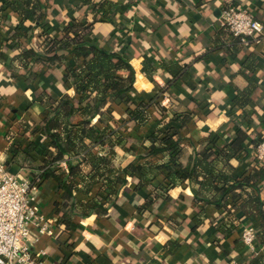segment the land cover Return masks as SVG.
Segmentation results:
<instances>
[{
  "label": "trees",
  "instance_id": "obj_1",
  "mask_svg": "<svg viewBox=\"0 0 264 264\" xmlns=\"http://www.w3.org/2000/svg\"><path fill=\"white\" fill-rule=\"evenodd\" d=\"M108 4L94 5L92 21L88 14L69 18L56 32L50 22L48 0H0V60L5 69L14 78L30 81L40 70L59 67L65 88L74 90L73 96L41 91L40 121L23 120L15 131L8 129L6 134L10 141L9 170L23 165L32 186L41 188L48 181L57 184L52 211L55 229L60 230L61 264H70L73 246L69 236L62 239V235L75 231L77 220L93 214L107 217L127 189L146 194L139 208V212H146L161 201H169L172 189L195 185L194 200L221 213L222 218L214 225L224 239L238 235L234 243L243 250V230L253 226L257 242L264 245V192L255 168L264 173V163L251 158L264 134V120L254 104L255 79L245 74L249 85L236 90L228 112L229 124L211 132L201 141V148L188 157L182 131L195 122L205 100L192 93L186 100L197 108L185 105L172 116L162 102L167 97L171 105L185 104L173 88L184 83L196 89L190 65L160 62L157 67L145 60L142 70L150 81L159 69L169 80L151 93L138 92L129 57L109 44L116 32L110 38L95 33L96 25L110 21ZM152 121L158 126L147 134L143 129ZM27 133L39 138L24 147L20 135ZM41 140L47 145L46 153L35 157ZM118 150L134 159L119 167ZM233 160L248 171L239 172ZM203 223L197 216L193 229ZM110 262L99 256L91 264ZM248 262L264 264L255 257Z\"/></svg>",
  "mask_w": 264,
  "mask_h": 264
},
{
  "label": "crops",
  "instance_id": "obj_2",
  "mask_svg": "<svg viewBox=\"0 0 264 264\" xmlns=\"http://www.w3.org/2000/svg\"><path fill=\"white\" fill-rule=\"evenodd\" d=\"M48 1L50 22L56 32L60 31L62 22L69 18L88 14V20L92 21L94 5L105 1L109 3L106 10L110 21L96 25L95 33L110 38L116 32L109 44L129 57L135 70L134 86L140 93H151L169 80V76L159 69L153 73L154 81H150L142 70L145 60L157 67L160 62L190 65L192 84L196 89L192 90L184 83L173 88L181 99L186 100L188 95L198 93L199 99L205 100L198 109L195 122L182 131L188 157L201 148V141L211 132H217L229 124L228 112L236 90H243L249 85L245 74L256 81L254 104L264 120V38L258 45H241L228 31L222 32L219 23L222 8L237 5L246 8L264 25V0ZM11 21L16 23V18L12 17ZM8 52L10 55L11 51ZM62 76V69L55 67L40 70L37 78L30 81L24 77L14 78L0 60V156L6 164L10 159V141L6 136L8 129L15 131L26 119L36 123L40 121L38 94L46 90L57 96L74 95L72 88H65ZM162 105L169 108V116L178 108L184 109L185 105L197 108L187 100L182 106L171 105L167 97ZM154 127L152 121L143 130L148 134ZM227 132L230 135L231 131ZM38 138L28 133L20 135L24 147ZM46 150L47 145L41 140L34 156L41 157ZM133 159V155L118 150L119 167L126 166ZM232 164L239 172L248 171L237 160H233ZM22 166H12L10 171L25 176L26 169ZM255 168L264 192V173ZM196 188L191 185L172 189L169 201H161L149 210L153 214L149 211L139 212L145 203V193L125 190L107 217L93 214L77 220V229L69 235H62V239L69 236V243L73 245L70 264H91L99 256L108 258L110 264H249L250 257L262 259L264 263V245L256 241V250L252 252L245 246L243 250L235 246L234 240L239 237L236 234L223 238L214 225L222 218L221 213L213 206L205 207L196 202ZM38 193L42 212L51 224L53 234L38 236L33 233L32 250L40 255L42 264H61L60 230L55 229L56 217L52 211L57 184L45 182ZM197 216L204 223L193 229V219Z\"/></svg>",
  "mask_w": 264,
  "mask_h": 264
},
{
  "label": "built area",
  "instance_id": "obj_3",
  "mask_svg": "<svg viewBox=\"0 0 264 264\" xmlns=\"http://www.w3.org/2000/svg\"><path fill=\"white\" fill-rule=\"evenodd\" d=\"M219 23L246 46L263 41L264 25L243 7H223ZM253 158L264 162V134ZM62 165L68 169L65 162ZM38 191L28 177L11 172L0 156V264H42L40 255L32 250L31 236L52 235L53 230L42 212ZM256 234L253 226L245 227L242 233L243 243L252 252L256 250Z\"/></svg>",
  "mask_w": 264,
  "mask_h": 264
},
{
  "label": "rangeland",
  "instance_id": "obj_4",
  "mask_svg": "<svg viewBox=\"0 0 264 264\" xmlns=\"http://www.w3.org/2000/svg\"><path fill=\"white\" fill-rule=\"evenodd\" d=\"M165 98H166V97H165ZM153 122L155 123V127H157V126H158V123H157V122H155V121H153ZM155 127H154V128H155ZM144 132H145V131H144Z\"/></svg>",
  "mask_w": 264,
  "mask_h": 264
}]
</instances>
